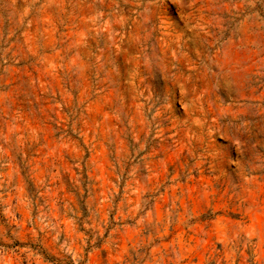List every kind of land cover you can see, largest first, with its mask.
I'll list each match as a JSON object with an SVG mask.
<instances>
[{
	"label": "clouds",
	"instance_id": "obj_1",
	"mask_svg": "<svg viewBox=\"0 0 264 264\" xmlns=\"http://www.w3.org/2000/svg\"><path fill=\"white\" fill-rule=\"evenodd\" d=\"M0 264H264V0H0Z\"/></svg>",
	"mask_w": 264,
	"mask_h": 264
}]
</instances>
